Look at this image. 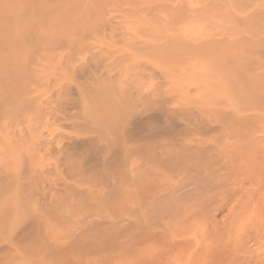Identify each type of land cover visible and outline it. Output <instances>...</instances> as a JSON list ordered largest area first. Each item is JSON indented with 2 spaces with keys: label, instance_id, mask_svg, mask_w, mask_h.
Returning a JSON list of instances; mask_svg holds the SVG:
<instances>
[{
  "label": "rangeland",
  "instance_id": "374dc122",
  "mask_svg": "<svg viewBox=\"0 0 264 264\" xmlns=\"http://www.w3.org/2000/svg\"><path fill=\"white\" fill-rule=\"evenodd\" d=\"M150 1L0 0V191H8L6 184L10 187L11 182H15V176L10 173L14 171L17 184L14 192L11 184L10 191L15 195L16 186L21 189L18 188L20 192L17 191L14 200L21 201L17 203L22 204V208L28 202L34 208V211L29 208L31 211L23 214L19 205L16 207L21 208V212L6 203L11 207L8 210L6 205V210L1 203L5 201L2 198L7 201V193L1 196L0 192V213L2 210L1 214L7 213L0 217H10L15 211L22 217L10 228L6 226L8 219H3V223L0 218V224L4 225H0V264H118V261L123 262L120 264H166L169 261L170 264H191L192 254H200L198 250L206 244L205 239H221L220 225L229 221L235 207L242 208L239 214H246L244 224L240 220L238 227L251 223L253 214L259 209L264 220V157H261L264 152L260 155L257 150L259 146L264 148V124L259 123L264 118V108L259 102L260 106L256 107L250 101L252 105L247 107L244 103L248 97H242L245 101L242 107L241 97L239 94V99L238 95L234 96L235 88L229 86L233 82L225 70H220L219 77L221 68L216 67L217 70L210 58L207 62L204 51L205 55L198 51L201 45V48L206 46L203 45L205 42L216 45L245 39L247 31L243 35L235 26L239 25L243 32L242 22L254 17V13L255 16L261 14L264 0L246 2L248 6L244 4L239 11L246 9L240 13L237 9L239 14L231 13L236 10L234 8L230 13L228 10L230 15H237L233 21L229 16L231 21L226 20L228 26L223 20L225 17L224 22L220 21L222 16L218 18L221 14L218 19L215 13L209 20L207 16L206 22L200 20L206 9L212 7L209 12L216 11L213 9L217 3L215 0H205L208 8L203 0ZM220 1L222 4L217 3L219 8L224 5V0ZM225 5L221 6L222 10L231 4ZM168 9L177 16L173 18L172 12V17L165 14ZM54 12L60 17V27L54 33L42 34L41 30L51 28L48 23ZM199 12L203 15L200 19ZM225 13L222 15L227 16ZM168 17L169 20L172 18L171 23ZM249 36L264 41V35H261L263 40L257 34ZM169 41L170 44L171 41L188 42L183 47L191 49H186L189 52L182 49L183 54L172 53L171 56L165 53L170 57L165 61L166 57L164 60L159 58L164 57L165 50L158 49L163 44L167 49ZM150 42L158 45L157 50ZM147 46L154 49L152 54L145 51ZM195 46L196 53L192 52ZM154 51L158 52V57ZM173 56L178 59L180 56L181 60ZM252 69L249 68L250 75ZM256 71H261V66ZM256 71L253 76H261L263 68L260 73ZM225 76L226 82L222 78ZM238 85L236 83L235 87ZM108 86L118 90L110 100L114 102L112 105L118 109L121 107L117 120L113 122L115 126L106 127H117L111 133L104 127L101 130V127L93 126L94 122L86 116L92 101L90 104L83 100L85 95L88 100L101 91L107 93ZM125 95L134 103L131 110L132 103H127L130 112L124 107L122 99L125 97L122 96ZM231 97L237 101L234 103ZM84 104H88L86 108ZM240 108L241 111H237ZM11 110L16 115L13 116ZM231 113L237 119L233 115L229 117ZM257 117L260 118L258 121ZM232 118L240 126H236ZM233 126L241 128L242 133L237 130V134H233L236 131L231 129ZM249 130L254 133L244 134L245 131L251 132ZM104 131L109 133L105 134L107 137H101L105 136ZM238 132L242 139L233 136ZM7 137L8 140L11 138L10 141ZM258 137L263 145L258 144ZM233 142L239 152L238 149L236 152L232 150L235 147ZM240 142L242 146L257 142L251 148L246 145L253 157L244 151L246 148L242 149ZM3 145L9 148L7 151L19 147V151L17 147V151L11 149L12 153L17 152V164L9 165L8 169L13 168L8 171L10 174L5 164L9 151L5 154ZM256 151L259 158L255 157ZM238 153H245L243 158L240 156L242 160ZM247 189L252 192L251 198L246 194ZM11 198L13 200L14 196L8 201ZM255 198L260 203L257 208L253 207L255 204L249 208L258 210H243L244 205L253 204ZM55 207L60 208L59 212ZM192 207L197 211V222L191 219ZM198 211L203 214L199 216ZM84 233L91 234L93 240L86 238ZM77 235H85L88 241L80 237L84 243L79 242ZM254 240L248 241L250 249L258 250L264 256V234ZM147 247L145 250L151 249L149 253L141 249Z\"/></svg>",
  "mask_w": 264,
  "mask_h": 264
},
{
  "label": "bare ground",
  "instance_id": "6f19581e",
  "mask_svg": "<svg viewBox=\"0 0 264 264\" xmlns=\"http://www.w3.org/2000/svg\"><path fill=\"white\" fill-rule=\"evenodd\" d=\"M147 1H149V0H147ZM152 1V0H151ZM151 1L149 2V3H151ZM161 1H163V0H161ZM212 1V0H211ZM218 4L221 2L220 0H215ZM223 1V0H222ZM225 1V2H224ZM223 1V4L225 5V6H227V5H229V4H231L230 6H227L226 8H224L225 10H222V7L224 6V5H221L220 6V8H221V10H220V8H219V6H217V3L215 4V6H213L212 4V6L214 7L213 9H215L216 11H214V12H212L213 13V15H212V13H210L209 12V9H212V7L211 8H209L208 10L206 9V13L205 14H207V15H205L204 13V16L202 15V13H198L197 15H198V18L200 19V16H203L202 17V19H200L201 21H203V19L205 20L204 22H206L207 21V16H209L208 17V20L209 19H211L212 17H214V15H215V13H216V18H217V16L218 15H220V16H218V18L219 17H221V19H220V21H222V22H224L225 21V24H226V20L228 21L229 20V22L232 20V18H233V20L235 19V16H237L236 14H233V16L232 15H230L229 13H230V11H233L232 10V8H234V9H236L235 11H233V12H231V13H237V14H239L240 13V11H242V10H244V8L246 9V7L248 6L247 4H248V2H250V4L252 3V1H250V0H229V4L227 3L228 2V0H224ZM257 1H259V0H257ZM256 0L255 1H253V2H257ZM144 2V1H143ZM153 2V1H152ZM188 2V1H187ZM190 2V1H189ZM203 2L205 3V4H207L206 2H205V0H203ZM210 2V1H209ZM247 2V4H245ZM153 3H156V2H153ZM162 3V2H161ZM161 3H160V5H161ZM203 3V4H204ZM258 3V2H257ZM264 3V2H263ZM191 4H193V3H191ZM220 4H222V3H220ZM244 4H245V6L246 7H244V8H242L240 11H239V9L241 8V7H243L244 6ZM259 5V4H258ZM264 5V4H263ZM182 6V5H181ZM180 6V7H181ZM185 6H186V3H185ZM233 6V7H232ZM205 7H209L208 6V4H207V6L205 5ZM228 7H230V9H228ZM17 8H19V7H17ZM169 8V7H168ZM176 8V7H175ZM174 8V9H175ZM179 8V7H178ZM182 8V7H181ZM216 8H219L218 10L216 9ZM261 8H262V6H261ZM172 9V8H171ZM171 9H168V10H171ZM177 9V8H176ZM184 9V8H183ZM205 9V8H204ZM227 9V10H226ZM237 9H238V11H239V13H238V11H237ZM259 10H260V7L258 8ZM163 9H161V10H159V11H162ZM168 10H166L167 12H165V14H169V16L170 17H172L171 16V12L173 11V10H171V11H169L168 12ZM180 10V9H179ZM186 10V9H185ZM220 10V12H218L217 13V11H219ZM229 10V11H228ZM158 11V10H157ZM227 11L229 12V13H227ZM144 12V11H143ZM177 12V11H176ZM180 12V11H179ZM178 12V13H179ZM223 12L225 13V14H228L227 16H225V15H222L223 14ZM261 12V11H260ZM259 12V13H260ZM55 14H53L52 15V17H51V19H50V17H49V19L51 20V21H49L50 22V24L48 23V26L49 25H51V28H50V26L48 27V29H47V27H46V29H43V30H41V33L42 34H46L47 32H51V33H54V32H56L57 30H58V28L60 27V17H59V15L58 14H56V12H54ZM141 13H142V11H141ZM210 13V14H209ZM144 14V13H143ZM172 14H173V18L174 17H176V16H174V14H175V12H172ZM163 16H164V14H162ZM179 15H180V13H179ZM196 15V16H197ZM210 15H212L211 17H210ZM235 15V16H234ZM251 16H252V14H250ZM155 16V15H154ZM206 16V19L204 18ZM229 16H231V20H230V18H229ZM156 17H157V15H156ZM181 17H183L182 15H181ZM225 17V18H224ZM152 18H153V16H152ZM160 18V17H159ZM217 18V19H218ZM224 18V19H223ZM227 18H229V19H227ZM249 18V17H248ZM157 19V18H156ZM224 21H223V20ZM170 20H172V18L170 19ZM170 20H169V17H168V21L170 22ZM232 20V21H233ZM158 21H159V19H158ZM244 21V20H243ZM151 22V21H150ZM87 23V22H86ZM171 23V22H170ZM202 24V23H201ZM225 24H223V26L225 25ZM228 24L229 23H227L226 25L228 26ZM155 25V24H154ZM161 25H162V23H161ZM161 25H159V27H161ZM167 25H169V24H167ZM231 25V24H230ZM229 25V26H230ZM234 25V24H233ZM236 25H238V24H236ZM204 26V25H203ZM235 26V25H234ZM233 26V27H234ZM157 27V26H156ZM173 27V26H172ZM232 27V26H231ZM235 27H237L238 28V30L236 29V31H238V32H240V33H242L243 35H245V31H247L246 32V37H245V39H243L242 41H239V42H242V43H239V42H233V41H231L232 43H230V41L228 40V42L229 43H226L225 41V43L223 44V43H216V45H214V44H212V42L211 43H209V45H207V43L205 42V44H203V45H206V46H204L203 48H201L202 47V45L199 47V45H198V47L199 48H201L200 50H199V48H198V51H201V53H203V51H204V53L206 54H204L205 55V57L207 58V62L209 61L208 60V58H210V63H212L213 62V67L215 66V68L216 67H219V68H221V69H219V73H218V75L221 73V71H223L222 70V68L225 70V72L228 74V76L230 77H228L229 78V80H231L232 82H233V84L230 82L229 83V86H230V84H231V86L233 85V87L235 88L234 90H235V94H234V96L236 95H240V97L242 98H244L245 99V97H248V100H245V101H247V102H245V101H243V98L241 99H239L238 97H239V95L237 96V98L239 99V101H241V106L242 107H244V104L246 105V103H247V107H249L250 106V104L252 105V103L254 104L255 103V106L257 107H259L260 105V107H262V108H264V104H262V103H264V41H261V42H259V40H257L256 39V37L255 38H253L252 36H254V34L256 35L257 34V37L258 38H260L261 37V35H264L263 33H264V9L262 10V12H261V14H257L256 13V16H255V13H254V17L252 16V17H250L248 20L247 19H245V22L243 23L242 22V24H241V26L240 27H242V29L244 30L243 32H241L240 30H239V25L238 26H235ZM165 29V28H164ZM164 29H163V31H164ZM178 29V28H177ZM176 29V30H177ZM181 29V28H180ZM179 29V30H180ZM183 29H185V28H183ZM183 29H182V31H183ZM188 29V28H187ZM199 29V28H198ZM203 29H205V28H203ZM232 29V28H231ZM194 30H196V28L194 29ZM206 30V29H205ZM208 30V29H207ZM233 30V29H232ZM234 30H235V28H234ZM191 31H192V29H191ZM181 32V31H180ZM190 32V31H189ZM211 32V31H210ZM185 33H187V30H186V32H184V34ZM192 33V32H191ZM193 33H195V31H193ZM196 33L198 34V32H197V30H196ZM201 33V30H200V32H199V34ZM251 34L252 36V38L254 39H252V38H248V37H250L249 36V34ZM260 33H262L261 35H260ZM165 34L166 33H164V36H165ZM167 34H169V33H167ZM183 34V35H184ZM247 34H248V36H247ZM152 35V34H151ZM161 35H162V33H161ZM186 35V34H185ZM201 35H202V33H201ZM200 35V36H201ZM149 36H150V34H149ZM154 36V35H153ZM156 36H158V34H156ZM180 36V35H179ZM203 36H204V34H203ZM263 37V36H262ZM262 37H261V40H263L262 39ZM206 38V40H207V37H205ZM247 38V39H246ZM151 39V38H150ZM157 39V38H156ZM165 39V38H164ZM252 39V40H251ZM255 39L257 40V41H255ZM246 40H247V42H246ZM152 41V40H151ZM160 41H161V39H160ZM164 41V40H163ZM178 41V40H177ZM156 42V41H155ZM174 42V41H173ZM172 41H171V44H170V41L168 42V43H166L167 45H166V48L167 49H165V47H164V44H163V46L161 45V47L158 49V50H160L161 48H162V52H163V50H165V52L163 53L164 54V57H159L160 59H163L164 60V58L166 57L167 59L165 60V61H167L168 60V58H170L169 56H171L172 55V53H173V55H174V53H176V54H183V51H181L180 52V50H182V49H184V52H189V51H186V49H188V48H190V47H187V48H185L186 47V43H188V42H185V41H183V42H185L184 43V45H183V42L182 43H180V42H178V43H180V44H178L176 41H175V43H173ZM207 42H209L208 40H207ZM243 42L245 43V44H243ZM150 43H152V45L154 44V42H150ZM159 43H162V42H159ZM164 43H165V41H164ZM169 44H170V48H169ZM179 45V46H176V45ZM212 44V45H211ZM221 44V45H220ZM150 45V44H149ZM160 45V44H159ZM174 45V46H173ZM181 45V46H180ZM156 46L158 47V45L155 43V46L153 45V47H154V49L155 50H157V48H156ZM173 46V47H172ZM183 46H185V47H183ZM187 46H189L188 44H187ZM152 47V46H151ZM141 48H143L142 50H144V46L143 47H141ZM147 48H148V46H147ZM151 49V48H150ZM149 48L148 49H146L145 51H147V50H149V53L148 54H150L151 53V51H153L154 49L152 48L151 50H150ZM191 49V48H190ZM189 49V50H190ZM193 49H194V47H193ZM139 51V50H138ZM137 51V52H138ZM194 51H196V52H198L197 51V48H196V46H195V49L194 50H192V52H194ZM141 52V51H140ZM144 52V51H143ZM190 52H191V50H190ZM196 52H194V53H196ZM153 53H157L158 54V52L157 51H154ZM161 53V52H160ZM159 53V54H160ZM165 53H167L169 56H165ZM152 54V53H151ZM156 54V55H157ZM163 54H162V56H163ZM171 54V55H170ZM200 54V53H199ZM260 54L262 55V56H260ZM155 55V56H156ZM187 55V53L185 54V56ZM203 55V56H204ZM138 56V55H137ZM149 56V55H148ZM160 56V55H159ZM199 56V55H198ZM154 57V56H153ZM156 57H158V55L156 56ZM175 59H177V60H181V58H180V56H178L179 57V59L177 58V57H175V56H173ZM172 57V58H173ZM188 57V56H187ZM262 59H261V58ZM150 58V57H149ZM173 58V59H174ZM173 59H170V60H173ZM174 59V62H176V60ZM187 59V58H186ZM152 60V59H151ZM184 60V59H183ZM200 60V59H199ZM212 60V61H211ZM185 61V60H184ZM251 61H253V64H252V62ZM41 62V61H40ZM169 62V61H168ZM179 61H177V63H178ZM201 62H203V61H201ZM206 62V61H205ZM248 62H250V64H252L251 66L249 65V63ZM169 63H171V62H169ZM172 63H173V61H172ZM209 63V65L211 66V64ZM214 64H216V65H214ZM254 64H258V65H260L261 66V71H262V68H263V72L262 73H260L261 71H256V68H260V66H258V65H256L257 67L255 68V66H254ZM169 65V64H168ZM211 66V67H212ZM209 67V66H208ZM249 68H254V70L252 69V70H250V73L251 72H253L254 73V71H256V73H260V75L261 76H259L258 74L256 75V73H255V75H256V77L255 76H253V73L250 75L249 74ZM211 69H213V68H211ZM217 70H218V68H216ZM221 70V71H220ZM214 71V70H213ZM225 72H223V73H225ZM214 73H215V71H214ZM222 73V74H223ZM226 73H225V75H226ZM262 74H263V76H262ZM219 77H220V75H219ZM259 77V78H258ZM222 78H224V81L226 82V81H228V80H226L225 78H227L226 76L225 77H222ZM223 82V81H222ZM119 83V82H118ZM238 84L239 83V85L238 86H236L235 87V84ZM120 84V83H119ZM226 84H228V83H226ZM113 85V84H112ZM115 85V84H114ZM113 85V86H114ZM230 86V87H231ZM115 87V86H114ZM232 87V88H233ZM32 90L34 89V87L32 88V87H30ZM107 88H110L109 86L107 87ZM111 88H112V86H111ZM109 89L108 90V92L107 93H101L100 92V90H98L97 92L99 93V94H97V95H94V96H91L90 98H88V100H86L85 99V97L87 98V95H85V97H84V102L85 101H89V103L91 104V101H92V104L90 105L91 106V109L89 108V106L87 107L88 108V110L90 111H87L88 113L86 114V116L87 117H89V119L92 121V122H94V124H96V125H94L93 124V126H98V128H100L101 130H104V128L106 129V127L109 125V127H110V125L111 126H115V123H113L115 120H117L116 118H117V116L119 115V112H120V109H121V107L118 109V107L117 106H115V105H112L113 103H112V101H110V100H113L112 99V96H113V93H115L114 91H118L116 88H114V89H116V90H113V89ZM118 88V87H117ZM240 88V89H239ZM120 89H122V88H120ZM35 90V89H34ZM97 90V89H96ZM104 90V89H103ZM105 90H107V89H105ZM233 90V91H234ZM236 91H239V93L237 92V94H236ZM94 92H96V91H94ZM233 94H231V95H233ZM126 96L127 95H125V96H122V98L123 97H125L126 98ZM125 98H123L122 100H123V102H124V104H125V109L126 110H129V109H127V108H129L128 106H130L129 104H127V103H132L130 100L131 99H128V98H126V101L128 100V101H130V102H126V101H124V99ZM236 98V99H237ZM253 100H252V99ZM90 99V100H89ZM231 99L233 100V98L231 97ZM247 99V98H246ZM235 100V99H234ZM233 100V101H234ZM252 100V101H251ZM110 101V102H109ZM235 101H237V100H235ZM235 101H234V103H235ZM238 101V102H239ZM252 102V103H250V102ZM254 101V102H253ZM261 101H263L262 103H261ZM238 102H237V104H238ZM245 102V103H244ZM258 102L260 103V105L258 104ZM111 103V104H110ZM242 103H244V104H242ZM124 104H122V105H124ZM133 104L134 103H132L131 104V107H130V110L132 109V106H133ZM237 104H234L235 106H237L236 108H239L238 106L239 105H237ZM256 104H258V105H256ZM85 105V108H86V105H88V104H84ZM233 105V107H235ZM240 106V107H241ZM255 106H253V107H255ZM241 107V108H242ZM235 108V109H236ZM241 108L240 109H237V111H241ZM244 108H242V110H243ZM130 110H129V112H130ZM125 111V110H124ZM239 111V112H240ZM8 112H10V111H8ZM7 112V113H8ZM13 112V113H12ZM128 112V111H127ZM11 113L13 114V116H14V114H15V111H13V110H11ZM229 113V112H228ZM118 114V115H117ZM127 114V113H126ZM230 114V113H229ZM8 115V118H9V116H10V113H8L7 114ZM6 114H5V116H7ZM16 115V114H15ZM232 115L233 116H235L234 114H232L231 113V116L230 115H228L229 117H232ZM238 115V114H237ZM125 116V115H124ZM228 116H227V118H228ZM261 116V115H260ZM262 116H264V115H262ZM261 116V117H262ZM10 118H11V116H10ZM28 118V117H27ZM26 118V119H27ZM223 118V117H222ZM225 118H226V115H225ZM235 118H236V116H235ZM235 118H232V119H235ZM248 117H246V119H247ZM258 118V117H257ZM29 119V118H28ZM27 119V120H28ZM88 119V118H87ZM89 119H88V121H89ZM228 119H230V118H228ZM231 119V120H232ZM237 119V118H236ZM236 119L235 120H233V121H235V124H236V126H237V124L238 123H236ZM260 118H258L257 119V121L259 120ZM262 119H264L263 117L260 119V124L262 125V124H264V120H262ZM4 120V119H3ZM10 120V119H9ZM223 120V119H222ZM239 120V119H238ZM251 120V119H250ZM262 120V121H261ZM224 121H226V120H224ZM241 121V120H240ZM243 121H245V118H244V120ZM256 121V120H255ZM90 122V121H89ZM227 122H229V121H227ZM226 122V123H227ZM262 122V123H261ZM226 123H224V124H226ZM229 123H231V121L229 122ZM233 123V122H232ZM231 123V124H232ZM240 123V122H239ZM258 123V124H259ZM228 124V123H227ZM259 124V125H260ZM4 125H6V124H4ZM239 125V124H238ZM116 126H117V124H116ZM225 126V125H224ZM232 126V125H231ZM235 126V127H236ZM240 126V125H239ZM8 127V126H7ZM7 127H4V128H7ZM102 127H104L103 129H102ZM108 127V128H109ZM234 126L233 127H231V129H236ZM1 128L3 129V126H1ZM107 128V129H108ZM112 128V127H111ZM111 128H109V130H107L106 129V131L107 132H112V130L113 129H115L116 128V130H117V127H113L112 129ZM1 129V130H2ZM111 129V130H110ZM233 129V130H234ZM241 129V128H240ZM240 129H239V127H238V129H236V131L233 133V134H237V130H239V132L240 133H242V130L240 131ZM263 129V128H262ZM245 130H247V129H245ZM253 130V129H252ZM106 131H104V132H106ZM114 131V130H113ZM249 131H251V130H249ZM256 131V130H255ZM100 132V131H99ZM102 132V131H101ZM104 133V135L105 134H107V135H109V133ZM238 132V135H233V136H238V137H240L241 138V136H242V134H240ZM245 132H247V133H244V131H243V133L244 134H246V135H248V134H250L251 133V135H252V133H254L253 131H251V132H249L248 133V131H245ZM243 134V135H244ZM0 135H1V131H0ZM4 135V134H3ZM107 135H105V136H102L101 135V137H107ZM250 136V135H249ZM262 136V135H261ZM4 137H5V135H4ZM3 137V138H4ZM238 137H236V138H238ZM243 137V136H242ZM0 138H1V136H0ZM2 138V140L4 141L6 138H4L3 139ZM8 138L9 137H7V141H10V139L8 140ZM240 138H238L239 140H240ZM247 138V137H246ZM253 138V137H252ZM251 138V139H252ZM260 137H258V139H259ZM242 139V138H241ZM254 139V138H253ZM264 139V138H263ZM1 140V139H0ZM243 140H245L244 138H243ZM245 141H247V140H245ZM262 140H261V138L259 139V145H263V144H261L262 142H261ZM264 141V140H263ZM6 141H4V143H5ZM234 142L237 144L238 142H236V140H234ZM234 142H233V144H234ZM244 142V141H243ZM261 142V143H260ZM1 143H3L2 141H1ZM3 143V144H4ZM9 144H10V142H8ZM232 143V142H231ZM242 142H240L239 144L241 145V147H242V149H243V147L244 148H246V150L244 149V151L246 152H248V149H247V147L249 148H251V146H253L255 143H257V142H255V143H252L251 145L250 144H243L244 146H242V144H241ZM19 146H20V144L19 143H17ZM2 145V144H1ZM16 145V144H15ZM246 145H249V146H247L246 147ZM4 146V145H3ZM2 146V147H3ZM234 146H235V144H234ZM257 146V145H256ZM15 147V146H14ZM11 148V149H13V150H16V147L15 148ZM237 147L239 148V146H238V144H237ZM236 146L235 147H232V148H234V149H232V150H235L234 152H236L237 150L236 149H238ZM258 147V146H257ZM260 147V148H259ZM258 148L259 149H257L255 146H254V148H255V150L257 149V150H259L258 151V153H260V155L261 154H263L262 152H264V148L263 149H261V146H259ZM5 149V150H4ZM7 149H9V148H5V146H4V148H3V152L5 153V154H10V152H11V149L10 150H8L7 151ZM20 149H21V147H20ZM239 149H241V148H239ZM239 149H238V152H239ZM13 150H12V152H13ZM17 150L19 151V147H17ZM16 150V151H17ZM255 150H253V151H255ZM261 150H263V151H261ZM14 152V153H12V154H8V155H6L5 156V161H6V159H7V163H5V164H7L8 166H7V168L6 169H8V167H9V165L11 166H13L14 164H17V161H16V163H15V160H16V154L15 153H17V152ZM242 151V150H241ZM251 151V150H250ZM8 152V153H7ZM204 153V152H203ZM254 153V152H253ZM252 153V154H253ZM4 154V155H5ZM15 154V155H14ZM247 154V153H246ZM250 153L248 152V155H249ZM255 154H257V151H256V153ZM3 155V156H4ZM12 155L13 156H15L14 158L12 157ZM242 154H240L239 155V153H238V157L240 158V160H242L241 159V157L243 158V155H245V153H243V155L241 156ZM259 155V156H260ZM241 156V157H240ZM250 157L252 156V155H249ZM257 156H258V154H257ZM257 156H255L256 158H259V156L257 157ZM10 157H12L11 159H10ZM253 157V156H252ZM261 157H264V155H261ZM261 157H260V159H261ZM246 158V157H245ZM256 158H255V160H256ZM9 159V160H8ZM222 159V158H221ZM250 159V158H249ZM11 160V161H10ZM222 160H224V159H222ZM244 160V159H243ZM254 160V159H253ZM259 160V159H258ZM262 160V159H261ZM261 160H259V161H261ZM2 161H4V160H2ZM14 163H13V162ZM220 161V160H219ZM250 161V160H249ZM259 161H257V162H259ZM251 162H254V161H250V163ZM256 162V163H257ZM249 163V164H250ZM255 163V162H254ZM263 163H264V160H263ZM223 164V163H222ZM259 164H260V162H259ZM253 165V164H252ZM254 165H256V164H254ZM253 165V166H254ZM263 166H264V164H262ZM11 166V167H12ZM223 166V165H222ZM225 167V166H224ZM257 167H258V165H257ZM18 168V167H17ZM221 168H223V167H221ZM259 168V167H258ZM1 169V168H0ZM11 169H13V168H11ZM10 168L8 169V170H6L7 171V173H8V171H10L11 170ZM240 170V169H239ZM10 173H14L13 175L11 174V176L13 177V176H15L14 178H15V180H14V178L12 179V180H14L15 182L14 183H12L11 181H9V184H10V182H11V184H12V187H11V184H10V187H11V189H13L14 187H15V185L17 184V178H16V175H17V173L15 174V172L14 171H10ZM10 173H8V174H10ZM225 173V172H224ZM228 173V172H227ZM7 174V176H9ZM10 176V179L12 178ZM240 176V175H239ZM242 176V175H241ZM245 178V177H244ZM243 178V179H244ZM7 179H9V177L7 178ZM224 179V178H223ZM222 179V180H223ZM226 179V178H225ZM1 180V179H0ZM236 180V179H235ZM224 181V180H223ZM220 182V181H219ZM227 182H228V180H227ZM16 183V184H15ZM225 183V182H224ZM230 183V182H229ZM233 183V182H232ZM14 184V185H13ZM222 184V183H221ZM8 185V183L6 184V188L8 189V191H9V195H10V197H13L14 196V198H13V200H12V198H11V200H9L8 201V198H10L9 196H8V191H0L1 193H2V195H1V193H0V195L1 196H3L4 195V193L6 192L7 194H5V198H7V201H6V199H3L2 198V200H5L4 202H2L1 204H2V206L3 205H5L4 206V208L6 207V205L8 204H12L13 206H12V208L13 207H15V208H17V209H20V212H21V206H23L22 204H20L19 205V203L21 202V201H15L14 199L15 198H17L16 197V194L18 193V192H20V188L19 187H17L16 186V189H15V191H16V194L14 195L13 194V192H14V189H13V192L12 191H10L11 189H10V187L9 186H7ZM236 185V184H235ZM235 185H233V186H235ZM243 185V184H242ZM251 185V184H250ZM21 186V185H20ZM232 186V185H231ZM9 187V188H8ZM119 187V186H118ZM251 187V186H250ZM249 187V188H250ZM20 190H19V189ZM222 188V187H221ZM243 188V187H242ZM228 189V188H227ZM231 189H233L232 187H231ZM235 189V188H234ZM221 190H223V189H221ZM220 190V191H221ZM236 190V189H235ZM244 191H246L245 189H243ZM242 190V191H243ZM117 191H118V189H117ZM219 191V190H218ZM217 191V192H218ZM219 191V192H220ZM225 191H226V189H225ZM242 191H240V192H242ZM243 191V192H244ZM228 192H229V189H228ZM242 192V193H243ZM116 193H118V192H116ZM115 193V194H116ZM213 193V192H212ZM215 193V192H214ZM252 192H249L248 191V189H247V195H252L251 194ZM254 193H255V191H254ZM253 193V194H254ZM11 194L13 195V196H11ZM219 194H221V193H219ZM224 194V193H223ZM260 194V193H259ZM18 195H20V194H18ZM197 195V194H196ZM226 195V194H225ZM255 195V194H254ZM1 196H0V198H1ZM7 196V197H6ZM91 196V195H90ZM111 196V195H110ZM253 196V195H252ZM252 196H250V198L252 197ZM209 197V196H208ZM257 197V196H256ZM240 198V197H239ZM247 198H249V197H247ZM254 198V197H253ZM211 199V198H210ZM213 199V198H212ZM226 199V198H225ZM92 200V199H91ZM227 200V199H226ZM248 200V199H247ZM246 200V201H247ZM0 201H1V199H0ZM213 201V200H212ZM249 201H250V199H249ZM253 201V200H252ZM17 202H19V203H17ZM206 202V201H205ZM204 202V203H205ZM228 202H230V201H228ZM241 202V201H240ZM7 203V204H6ZM17 203V204H16ZM22 203V202H21ZM29 203V202H28ZM28 203H27V205L26 206H28V207H23V208H25V209H23L22 208V210L24 211V213L23 214H26V212H30L31 210H32V208H33V206H32V208H31V205L29 206L28 205ZM197 203V202H196ZM199 203V202H198ZM197 203V204H198ZM210 203V202H209ZM209 203L207 204V205H209ZM248 203V202H247ZM249 203H251V202H249ZM258 203H260V200L259 199H257V198H255V200H254V203L253 204H250V205H244L245 207H244V209L243 210H246V208L248 209L250 206H252V205H254L253 207H256L257 208V205H258ZM203 204V203H202ZM228 204V203H227ZM7 205V206H8ZM20 206L21 208H19V207H16V206ZM207 205H205V206H207ZM230 205H231V203H230ZM10 206V205H9ZM8 206V210H10V208L11 207H9ZM72 206V205H71ZM194 206H196V205H193V207ZM203 206V205H202ZM201 206V207H202ZM59 207V206H58ZM56 208L55 207V209H56V212H59V210H60V208ZM192 207V209H194ZM199 207H200V205H199ZM209 207V206H208ZM211 207V206H210ZM229 207H231V206H229ZM241 207V206H240ZM243 207V206H242ZM253 207H251V208H253ZM3 207H2V209H4ZM28 210H27V209ZM31 210H30V209ZM82 208V207H81ZM196 208H197V206H196ZM212 208V207H211ZM236 208V207H235ZM233 209V210H235V211H233L232 210V212H231V216L233 217H231V218H229V221L227 222L226 221V223L225 222H223V225H217V226H219L220 227V229H222V237H221V239H220V237H217V240L218 239H220V240H218V242H217V240L214 238H212V239H210V238H208V239H205L204 241H206V244H204L203 246H201V249H199L198 251H199V253L200 254H198V252H194L193 254H192V258H193V260H192V262H191V264H264V256L261 254V253H258V250H253L252 248L250 249V245H249V243H248V241H254L255 242V240H254V237H258V236H261L262 234H264V220H263V215H262V212H261V210L259 211L258 209H256V211L257 212H255L254 210L255 209H251V208H249V210L251 209L253 212H255L254 214H253V219L254 220H252V222L251 223H249V224H246V225H244L243 227H238L239 225H238V223L240 224V220H241V222L242 221H244V217L246 216V214L245 213H243V214H239V213H241L240 211H241V209L240 208H236L238 211H236V209ZM258 208H259V206H258ZM6 210H7V208H5ZM58 209V210H57ZM76 209H77V207H76ZM206 209V208H205ZM219 209V208H218ZM16 210V209H15ZM26 210V211H25ZM75 210V209H74ZM204 210V209H203ZM217 210V209H216ZM250 210V211H251ZM1 211V210H0ZM14 211V210H13ZM32 211H34V208H33V210ZM192 211V210H191ZM195 211H196V209H194V211H192V221H196L195 219L197 218V215H195L196 213H195ZM200 211H202V209L200 210ZM2 212H3V210H2ZM1 212V213H2ZM55 212V213H56ZM76 212H77V210H76ZM197 212V211H196ZM238 212V214H235V213H237ZM249 212V211H248ZM247 212V213H248ZM0 213V215H2V217H3V215L6 213V212H4V214H1ZM14 213H15V215H14ZM14 213H12L13 215L12 216H10L9 217V215H7V217H5V218H3V219H8L6 222V226L8 227V228H10L11 226L13 227L15 224H17L16 222H17V220H21V218L22 217H19V216H17V211H15ZM198 213L200 214L199 216H201V214H203V212H199L198 211ZM205 213V212H204ZM212 213V212H211ZM210 213V214H211ZM213 213H214V210H213ZM7 214V213H6ZM209 214V215H210ZM58 215V214H57ZM56 215V216H57ZM212 215V214H211ZM250 215H252V213L250 214ZM249 215V216H250ZM6 216V215H5ZM198 216V217H199ZM216 216V215H215ZM18 217V218H17ZM207 217V216H206ZM218 217H221V216H218ZM1 218V217H0ZM20 218V219H19ZM61 218V217H60ZM237 218V219H236ZM249 218V217H248ZM2 218H1V220H3ZM223 219V218H222ZM236 219V220H235ZM252 219V218H251ZM0 220V221H1ZM18 221V222H19ZM216 221H218V220H216ZM237 221V222H236ZM5 222V220H3V223ZM197 222V221H196ZM202 223L204 222L203 220L201 221ZM220 222V221H219ZM146 223V222H145ZM244 223L242 222V225H243ZM0 225H2V224H0ZM238 225V226H237ZM241 225V226H242ZM206 226V225H205ZM2 227H4V225H2ZM2 227H0V229H2ZM213 227V226H212ZM218 227V228H219ZM192 229H195V228H193L192 227ZM196 230V229H195ZM202 230H203V227H202ZM208 231V230H207ZM88 232V231H87ZM197 232V231H196ZM89 233H91V232H89ZM85 234L84 235V237L81 235L80 237H82L84 240L83 241H85V239L86 238H88V239H92L93 237L91 236V234ZM111 232H109V234H110ZM192 233V232H191ZM195 233V232H194ZM213 233H215V231L213 232ZM205 235H206V233H204ZM215 234H217V231H216V233ZM219 234H220V232H219ZM254 234V235H253ZM89 235V236H88ZM220 235V236H221ZM252 235H253V237H252ZM78 236V235H77ZM97 235H95V237H96ZM110 236H112V235H110ZM215 235H213V237H214ZM218 236V235H217ZM79 236H78V238H76V240H78L79 238H80ZM86 237V238H85ZM82 238H80L79 239V242H83L82 241ZM170 238V237H169ZM260 238V237H259ZM73 239V238H72ZM193 239V238H192ZM81 240V241H80ZM93 240V239H92ZM97 240V239H96ZM168 240V239H167ZM86 241H88L87 239H86ZM166 241V240H165ZM247 241V242H246ZM75 242V241H74ZM73 242V243H74ZM72 243V242H71ZM84 243V242H83ZM194 243H195V241H194ZM246 243H248L247 245H246ZM197 244V243H196ZM134 245V244H133ZM198 245H200V244H198ZM170 246V245H169ZM127 247V246H126ZM196 247V246H195ZM249 247V249H247ZM132 247H129V249H131ZM245 248L247 249V250H245ZM141 249H144V251H145V253H149L148 251H150V250H145V249H148V247L147 248H141ZM242 249V250H241ZM244 249V250H243ZM142 251V250H141ZM143 251V252H144ZM240 253H242V254H240ZM220 255H222V256H220ZM189 257V256H188ZM168 258V257H167ZM171 259V258H170ZM158 260H160V259H158ZM155 261H157V260H155ZM155 261L153 262V263H155ZM172 261V260H171ZM123 263V262H121V261H118V264H120V263ZM158 262V261H157ZM162 262V261H161ZM165 262V261H164ZM167 262H168V260H167ZM170 262V261H169ZM166 263V264H170V263ZM163 263V262H162ZM113 264H117V262L116 263H113ZM147 264V263H146ZM172 264H174V263H172ZM176 264V263H175ZM178 264V263H177Z\"/></svg>",
  "mask_w": 264,
  "mask_h": 264
}]
</instances>
